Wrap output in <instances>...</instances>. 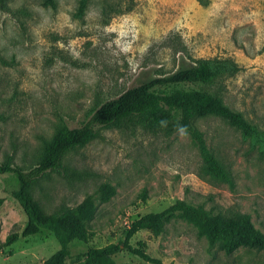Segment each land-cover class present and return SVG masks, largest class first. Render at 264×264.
Returning a JSON list of instances; mask_svg holds the SVG:
<instances>
[{
    "label": "rangeland",
    "instance_id": "rangeland-1",
    "mask_svg": "<svg viewBox=\"0 0 264 264\" xmlns=\"http://www.w3.org/2000/svg\"><path fill=\"white\" fill-rule=\"evenodd\" d=\"M4 0L0 5V162L28 170L57 127H78L105 100L199 58L228 57L240 67L213 91L264 131V0ZM128 3L132 9L125 10ZM121 4V12L115 11ZM209 147L230 168L234 186L208 179L189 135H167L140 125L99 128V136L68 151L58 171L39 177L34 197L47 212L78 204L101 184L115 188L96 200L87 241L76 254L123 240L131 222L177 199L212 212H246L264 233V159L258 144L215 115L195 119ZM97 197V193L95 195ZM0 264H42L59 249L51 233L20 236L26 215L0 177ZM160 264H264V252L226 254L175 218L162 234L147 230L130 240ZM115 264H156L122 249Z\"/></svg>",
    "mask_w": 264,
    "mask_h": 264
},
{
    "label": "trees",
    "instance_id": "trees-1",
    "mask_svg": "<svg viewBox=\"0 0 264 264\" xmlns=\"http://www.w3.org/2000/svg\"><path fill=\"white\" fill-rule=\"evenodd\" d=\"M89 0H78L77 16H82ZM44 5L54 6L53 0H44ZM4 10L7 6L0 0ZM121 4L115 11L121 12ZM132 9L128 3L125 10ZM240 67L231 58H199L189 66L156 76L134 85L115 98L105 100L94 110L90 118L78 127L61 125L50 139L43 142L36 164L28 170L15 164L11 158L0 162V177L5 180L10 195L19 203L26 215L21 232L8 234L3 242L9 246L20 236L51 233L59 243V249L42 264H65L71 257L70 244L74 240L87 241L88 223L95 215L96 200L108 201L115 188L104 183L96 193H88L74 206H64L47 212L34 197L33 187L39 177L62 167L65 154L73 148L84 146L99 136V128L121 127L126 123L140 125L148 131H163L169 135L177 130L185 131L201 158V173L208 179L234 186V177L228 166L209 147L203 132L195 125L197 118L215 115L241 134L258 144L264 159V131L250 122L241 112L227 106L213 87L219 81L231 77ZM3 198H0V204ZM180 218L191 223L199 237H204L210 246H217L226 254L239 248L264 252V233L258 229L246 212H212L202 204L186 199H177L164 209L147 212L134 219L125 232L123 240L101 247H89L73 258L75 264H115L114 255L122 249L141 259L160 264V260L145 252V244L133 245L131 238L141 230L154 236L162 234L171 220Z\"/></svg>",
    "mask_w": 264,
    "mask_h": 264
}]
</instances>
